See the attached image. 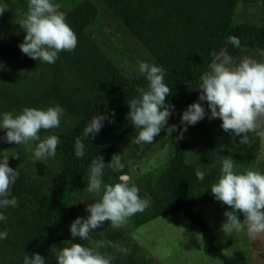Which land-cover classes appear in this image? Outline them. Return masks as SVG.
<instances>
[{
	"label": "trees",
	"instance_id": "trees-1",
	"mask_svg": "<svg viewBox=\"0 0 264 264\" xmlns=\"http://www.w3.org/2000/svg\"><path fill=\"white\" fill-rule=\"evenodd\" d=\"M71 1L53 0L76 33L77 46L72 52H60L55 63L49 64L31 59L19 48L26 35L19 22L28 10V0H0L6 10L0 15V114H19L25 107L47 109L59 105L64 109L59 127L39 133L41 139L49 135L60 138L54 157L35 161L30 149L38 142L25 146L0 141V159L8 157L9 166L19 173L7 197L11 203L0 208L7 217L0 221V231L8 233L0 240V264H23L33 253L43 256L45 264H57L56 254L69 246L67 241L93 246L92 242L98 240L105 241L106 246L99 251L112 257L111 264H157L130 235L121 228L114 229L110 222L95 229L88 241L70 233L77 217L88 216L86 212L81 214V199H98L86 191L93 159L103 157L105 184L121 182L122 175L130 174L133 165L127 162L124 149L139 145L134 143L137 130L127 117L128 102L139 97L138 87L148 85L145 77L132 72L127 64L134 57L123 60L110 56L95 36L101 9L110 11L153 64L164 69V82L171 89L166 103L175 106L168 125H178L172 134L161 131L158 150L164 156L158 155V166L142 182H136L139 187L134 184L140 188L141 198L150 197L149 207L133 215L134 224L139 228L183 213L202 231L208 256L222 264H254L241 253V247L232 255L221 249L220 235L199 208L216 201L210 188L225 156L233 159L237 174L248 169L264 173V160L259 159L263 139L249 133L250 143L239 145L240 137L224 132L220 119H208L207 102H203L205 118L189 125L182 138L177 137L183 128V111L198 102L196 88L201 77L211 71L213 53L220 55L234 40L225 53L232 60L252 51L264 62V0ZM242 4H260L262 21L238 18ZM127 52L133 51L129 48ZM99 114L108 117L104 126L94 137L86 136L85 128ZM5 135L0 129V137ZM77 138L85 146L82 158L75 155ZM114 154L121 157L122 172L107 167ZM198 168L204 172L203 180L196 177Z\"/></svg>",
	"mask_w": 264,
	"mask_h": 264
},
{
	"label": "clouds",
	"instance_id": "clouds-1",
	"mask_svg": "<svg viewBox=\"0 0 264 264\" xmlns=\"http://www.w3.org/2000/svg\"><path fill=\"white\" fill-rule=\"evenodd\" d=\"M257 5V4H256ZM260 5V4H259ZM60 5L53 0H28V10L24 19L19 22L26 33L19 44L23 54L39 62L55 63L58 54L63 51L75 50L78 38L74 30L66 22L65 15L59 10ZM5 8L0 6V15ZM214 60L211 71L201 77L198 102L189 104L181 115L180 130L187 131L189 125H195L205 118L207 102L210 110L208 119H220V127L233 137H240L239 145L250 143L249 133H255L264 139V62L252 58L242 59L238 65L229 66L231 57L227 54L213 53ZM2 66V65H0ZM139 72L148 81L147 88L138 87V98L128 102L132 126L137 130L134 143L137 145L152 143L162 130L167 133L177 131L178 125H168L169 117L175 106L166 103V97L171 95V89L164 82V69L147 62L139 63ZM64 109L59 105L47 109L25 107L19 114L4 112L0 114V129L6 133L0 141L30 146L35 144L33 156L35 161H44L54 157L60 138L49 135L41 139V130H50L60 125V117ZM108 119L105 114L95 116L84 130L86 136L94 137ZM260 122V123H258ZM238 145V146H239ZM84 144L81 139L75 140V155L84 156ZM19 158V156H15ZM102 156L93 159L89 168L86 191L98 199L86 205L90 213L86 218L77 217L70 225L72 237L88 241L95 229L101 228L105 222L120 228L128 218L144 212L150 205V197L141 198L139 189L129 186L128 177L122 175L115 184H105L102 176L105 169ZM107 167L112 171H121L119 154H114ZM231 157L225 156L220 168V174L211 185L210 192L214 199L229 206L231 211H225L226 221L221 230L224 233L240 232L247 229L250 238L256 239L264 234V173L248 169L237 174ZM196 177L204 179V172L199 168ZM19 176L16 169L9 166L8 157L0 159V208L7 207L11 201L10 186ZM243 215V220L240 219ZM7 219L0 212V221ZM7 231H0V240L6 239ZM69 246L60 248L56 254L57 264H111L112 257L102 254L99 249L106 246L105 241L92 242L93 246L67 241ZM55 251V245L52 246ZM23 264H45V258L38 253L27 255Z\"/></svg>",
	"mask_w": 264,
	"mask_h": 264
},
{
	"label": "rangeland",
	"instance_id": "rangeland-1",
	"mask_svg": "<svg viewBox=\"0 0 264 264\" xmlns=\"http://www.w3.org/2000/svg\"><path fill=\"white\" fill-rule=\"evenodd\" d=\"M68 2L72 1L68 0ZM238 18L260 23L263 19L261 5H240ZM94 31L95 36L99 38L103 48L110 56H118L117 58L121 57L123 60H127L126 56L129 58L134 57L127 63L132 68V72L140 74V62L153 64L140 48V45L129 36L128 32L123 29L110 11L101 9L100 19L94 27ZM129 48L132 49V53L127 52ZM246 57L263 62L261 55H258V53L246 51L242 57L235 60L231 59L232 63L229 66L238 65ZM161 135L160 133L152 143L124 149L127 162L133 165L130 174L127 176L129 186L136 184L139 180L142 182L145 175L158 166V164L156 165L158 155L164 156L163 152L158 150L161 147ZM260 150L259 159L264 160V139ZM236 169L239 168L236 167ZM136 186L139 187L137 184ZM95 201L94 197L86 200L81 199L79 203V207L83 210L81 214L86 212L87 215H90L86 211V205ZM199 210L208 217L212 227L220 235L218 245L225 253L238 254L236 248L241 247L243 251L241 253L247 254L252 263L264 264V234L252 239L248 236L246 228L240 232L224 233L221 230L222 224L226 221L223 214L225 211H231V209L221 202L214 200L205 202ZM240 219L243 220L242 214H240ZM120 228L152 256L153 263L222 264L216 258H212L205 253L202 231L196 228L183 213L159 218L139 228L134 224L132 216ZM129 250L131 251L132 248Z\"/></svg>",
	"mask_w": 264,
	"mask_h": 264
},
{
	"label": "water",
	"instance_id": "water-1",
	"mask_svg": "<svg viewBox=\"0 0 264 264\" xmlns=\"http://www.w3.org/2000/svg\"><path fill=\"white\" fill-rule=\"evenodd\" d=\"M233 42H234V40H232V41L228 44V46L226 47V49H225L220 55L225 54V53L227 52V50L229 49V47L232 45Z\"/></svg>",
	"mask_w": 264,
	"mask_h": 264
}]
</instances>
